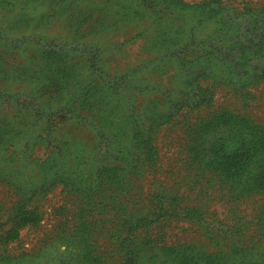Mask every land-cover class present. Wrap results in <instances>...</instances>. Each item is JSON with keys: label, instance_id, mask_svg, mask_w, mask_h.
Segmentation results:
<instances>
[{"label": "rangeland", "instance_id": "rangeland-1", "mask_svg": "<svg viewBox=\"0 0 264 264\" xmlns=\"http://www.w3.org/2000/svg\"><path fill=\"white\" fill-rule=\"evenodd\" d=\"M143 1L8 0L1 8L0 18L3 28H8L10 39L27 34L32 36L31 40H38L42 35L48 41L71 43L77 36L80 44H92L90 46L103 49L108 71L113 76L127 73L132 68L127 80L132 81L135 87L143 88L147 83H158L161 86L159 94L146 92L144 97L138 98L140 100L136 109L142 113L152 108L151 102L171 89L170 86L184 88V81L191 71L209 65L194 58L181 69L175 60L165 59L133 72L135 68L143 67V64L153 59L144 51V39L131 41L142 27L136 23L133 15L137 12L138 2ZM201 1L204 0H185L190 4ZM235 1L237 4L250 2L254 6L264 5V0ZM124 15L134 19L129 23H121ZM26 47L28 45L23 46V49ZM33 48L34 45L25 56H14L3 47L0 49V59L9 64L15 62L18 65H29L28 57ZM210 66L222 71L219 62ZM159 67L162 70L158 71ZM37 77L29 81L28 76L16 82L13 75L10 77L8 73L0 72V83L9 88L12 95V99L0 102V231L9 230L7 223L20 198L28 200L35 196L30 208H37L43 216V221L37 226L20 228L18 241L8 248L10 254L20 257L15 264H74L72 259L81 250V245L71 249L67 243L58 240L70 235L78 203L83 195L90 192V188L93 189L90 199L95 201L97 215L109 221L116 214L115 206L122 203L132 205V199L135 198H141V204H146L147 197L159 186L184 198L181 204L185 208L205 209L208 224L211 227L219 226L222 230H228L239 218L251 224L264 206L262 194L241 195L244 170L236 171L234 168L212 164L214 168L203 172L212 154V142L215 143L221 136H225V140L228 138L224 149L221 148L228 153L233 146L230 142L240 138V134L235 135L240 131L230 134L233 135L230 137L223 135L220 126L214 128L206 137H200L204 142H200L203 144L197 154L191 151L194 135L188 131L223 110L246 118L247 126L252 121L264 125V99L260 96L264 92L262 87L254 90L257 98L249 100L234 96L228 89H217L212 105H203L182 118H176L157 133L154 140L158 152L156 162H152V159H141V162L136 159L132 163V151L126 150L127 140L132 138L134 116L127 111L125 104H112L105 99L99 103L98 115L92 114L100 119L107 133L116 140L113 145L118 146L121 142L122 148L107 149L99 145L95 134L79 125L81 119L69 120L70 116H66V120L53 126H50V122L45 125L46 118L40 120L38 125L34 122L38 120L36 116H43V112H67L74 107L77 94L80 93V89L62 84L49 77V74L42 73ZM82 82L81 87L84 88L88 82ZM23 94L32 95V102L28 105L35 112L34 121L23 109L27 100ZM160 108L162 110L163 107ZM49 128L55 131L53 136L60 139L56 145L47 142L51 137ZM215 160L218 158H213L212 163ZM126 164L130 166L128 169ZM78 185L83 188L81 191L75 190ZM246 230L252 236L257 229L251 224ZM162 232L169 244L193 243L209 253L213 251V246L205 239L199 226L174 221L163 228ZM107 233L110 234L102 231L96 236L97 252L107 258L108 264H119ZM1 260L0 264H5Z\"/></svg>", "mask_w": 264, "mask_h": 264}, {"label": "trees", "instance_id": "trees-1", "mask_svg": "<svg viewBox=\"0 0 264 264\" xmlns=\"http://www.w3.org/2000/svg\"><path fill=\"white\" fill-rule=\"evenodd\" d=\"M6 1L0 0V16ZM137 6L133 17L142 27L131 41L144 39V51L153 59L143 64V67L135 68L133 72L165 59L175 60L181 69L194 58L209 64L191 71L184 81V88L170 86L171 89L166 90L161 99H154L151 102L152 108L145 112L140 113L136 109L140 100L138 98L144 97L146 92L159 94L161 86L158 83H147L143 88L135 87L132 81L127 80L132 68L127 73L113 76L108 71L103 49L90 46L92 44L82 45L77 36L71 43L48 41L42 35L38 40H31L32 36L27 34L10 39L8 28H3L0 18V49L5 47L11 55L25 56L34 45L28 57L29 65H18L15 62L9 64L0 59V72L8 73L10 77L13 75L16 82L28 76L29 81H32L38 79V74H49V77L62 84L80 89L74 107L67 112H43V116H36L38 120L34 121L35 112L28 105L32 102L30 94H23L25 99H29L25 101L23 109L37 125L45 118V125L50 122V126L66 120V116H70L69 120L81 119L79 125L95 134L99 145L107 149H120L121 142L118 146L113 145L116 140L112 139L97 118V108L105 99L112 104H125L127 111L134 116L132 138L127 140L129 142L125 150L132 151V163L136 159L140 162L141 159L156 162L158 152L154 140L157 133L176 118H182L203 105H212L217 89H228L242 100L256 99L254 90L259 87L264 91V5L254 6L250 2L237 4L235 0H204L193 4L185 0H144L138 2ZM133 17L124 15L120 22H132ZM26 45L28 47L23 49ZM216 62L221 63L222 71L210 66ZM159 70H162L161 67ZM82 80L88 82L84 88L81 87ZM260 96L263 100L264 92ZM5 99H12V95L9 88L0 83V102L4 103ZM248 120L251 121L250 118ZM247 124L246 118L234 112L223 110L214 113L208 121H202L199 127L188 129L194 135L191 151L197 154L203 144L200 142H204L200 137H206L214 128L220 126L223 135L240 131L235 134H240V138L230 142L233 146L228 153L222 150L228 138L225 140V136H221L215 143L212 142V154L203 172L214 168L212 164L234 168L236 171L244 170L241 195L257 193L264 196V125L253 121L250 126ZM54 132L49 130L51 137L47 142L51 145L60 141L53 136ZM223 152L225 154L222 156ZM213 158L218 160L212 163ZM129 167L126 164V168ZM82 189L80 185L75 188L77 191ZM89 190L91 192L93 189ZM90 192L83 195L78 203L70 235L58 240L67 243L71 249L81 245L76 257L70 258L74 264H108L107 258L97 252L96 236L102 231L110 232L107 235L115 248L119 264H264V206L253 222H250L257 229L250 236L246 228L251 224L245 223L244 218L233 222L228 230L215 225L211 227L205 209L185 208L181 204L184 198L162 186L147 197L146 204H141V198H135L132 199V205L122 203L115 206L117 210L112 222L97 215ZM34 198H20L7 223L9 230L0 231V263L1 259L5 264L18 263L20 257L10 254L8 248L18 241L20 228L37 226L43 221L39 210L30 208ZM174 221L199 226L205 239L213 246V251L209 253L193 243L169 244L162 230ZM109 224L112 225L109 227Z\"/></svg>", "mask_w": 264, "mask_h": 264}]
</instances>
